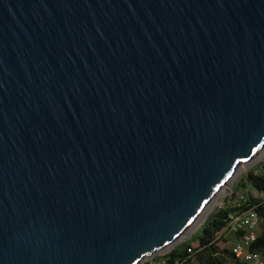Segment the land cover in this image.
<instances>
[{
	"label": "water",
	"instance_id": "95a60500",
	"mask_svg": "<svg viewBox=\"0 0 264 264\" xmlns=\"http://www.w3.org/2000/svg\"><path fill=\"white\" fill-rule=\"evenodd\" d=\"M264 151V0H0V264H139Z\"/></svg>",
	"mask_w": 264,
	"mask_h": 264
},
{
	"label": "trees",
	"instance_id": "16d2710c",
	"mask_svg": "<svg viewBox=\"0 0 264 264\" xmlns=\"http://www.w3.org/2000/svg\"><path fill=\"white\" fill-rule=\"evenodd\" d=\"M245 181L258 193L264 194V167L259 168L257 173L249 172ZM262 202V199L252 198L247 193H244L242 200L236 197L233 200V207L227 205L219 209L203 223L199 233L181 246L165 253L158 261L165 264H189L195 258L197 264H246L241 262L232 250L217 246L215 236L225 227L231 213L252 210L264 221ZM250 250L264 255V224L258 237L250 245Z\"/></svg>",
	"mask_w": 264,
	"mask_h": 264
},
{
	"label": "rangeland",
	"instance_id": "374dc122",
	"mask_svg": "<svg viewBox=\"0 0 264 264\" xmlns=\"http://www.w3.org/2000/svg\"><path fill=\"white\" fill-rule=\"evenodd\" d=\"M264 167V153L260 155L258 159L253 161L247 166H241L238 170L239 172L233 177L229 185H226L221 192L217 195L216 199L212 202L210 209L202 221L196 226V229H191L189 234L183 235L176 243L168 247L162 252L153 253L145 256L139 264H154L160 257L165 253L171 251L173 248L179 247L182 243L190 240L194 235L201 231L203 223L211 216H213L219 209L229 205L233 207V200L242 192L249 194L252 198L264 199V194L258 193L253 189L246 181L245 178L249 172L254 171L258 172L259 168ZM243 184L244 186H240ZM199 226V227H198ZM186 236V237H185ZM216 245L221 248H227L233 250L235 243L239 240V234H235L229 230L224 232L221 230L215 236ZM189 264H197L195 258L191 260Z\"/></svg>",
	"mask_w": 264,
	"mask_h": 264
},
{
	"label": "built area",
	"instance_id": "2783aa9c",
	"mask_svg": "<svg viewBox=\"0 0 264 264\" xmlns=\"http://www.w3.org/2000/svg\"><path fill=\"white\" fill-rule=\"evenodd\" d=\"M237 198L242 200L244 193H240ZM262 201V211L264 214V199ZM262 224H264L263 219L252 210L229 214L228 221L222 231L229 230L235 234H239V240L235 243L232 251L241 262L246 264H264V255L250 250V245L258 237ZM154 264L165 263L158 261Z\"/></svg>",
	"mask_w": 264,
	"mask_h": 264
},
{
	"label": "bare ground",
	"instance_id": "6f19581e",
	"mask_svg": "<svg viewBox=\"0 0 264 264\" xmlns=\"http://www.w3.org/2000/svg\"><path fill=\"white\" fill-rule=\"evenodd\" d=\"M264 153V151L260 154V155H262ZM259 155V156H260ZM244 166H246V165H244ZM239 168H241V167H239ZM239 172V171H238ZM227 185H229V183L227 184ZM222 191V190H221ZM220 191V192H221ZM211 206V205H210ZM209 209H210V207L205 211V213L203 214V217H202V219L206 216V214L208 213V211H209ZM202 219H200L199 221H197V223L193 226V228L192 229H196V226L202 221ZM199 227V226H198ZM188 234H189V232H188ZM187 234V235H188ZM186 237V236H185Z\"/></svg>",
	"mask_w": 264,
	"mask_h": 264
}]
</instances>
